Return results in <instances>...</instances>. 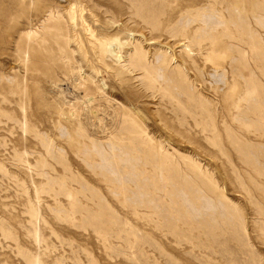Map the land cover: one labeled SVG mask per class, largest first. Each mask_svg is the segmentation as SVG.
Instances as JSON below:
<instances>
[{
  "label": "rangeland",
  "instance_id": "rangeland-1",
  "mask_svg": "<svg viewBox=\"0 0 264 264\" xmlns=\"http://www.w3.org/2000/svg\"><path fill=\"white\" fill-rule=\"evenodd\" d=\"M208 1L189 28L227 32L194 54L125 0H0V264H264V0L253 60ZM135 45L184 77L148 89Z\"/></svg>",
  "mask_w": 264,
  "mask_h": 264
},
{
  "label": "bare ground",
  "instance_id": "bare-ground-1",
  "mask_svg": "<svg viewBox=\"0 0 264 264\" xmlns=\"http://www.w3.org/2000/svg\"><path fill=\"white\" fill-rule=\"evenodd\" d=\"M129 3L130 8L133 10V17L136 19H139L140 22L143 24V29H148L149 34L151 36V40L154 41H165L172 40L174 44H182L186 43L187 48L190 49V52L194 54H200L203 51V42H206L209 45V50L212 52L214 49L210 44L212 41L211 39L216 37V34H223L224 32H227V28L225 27L223 30L219 31L216 30L217 26L213 27H207L205 28H197L194 32L189 28V26L195 22H198L201 20V16L198 12L195 16H192L191 11L195 9L197 5L201 4L200 2L202 0H188L193 5L192 7H184L179 15L177 16V20H183L184 21V27L182 29H179L177 32H174V25H176V19L174 21L163 23L162 17L165 12V7L169 5L170 0H125ZM226 1V0H223ZM231 1V0H227ZM208 6H210L211 9L215 8L216 4H219L222 2V0H209ZM233 0L231 1V3ZM236 12L238 13L239 19V27L241 29L239 30V36H243V39L248 48L250 53H248L252 60L257 59V55L260 54V49L258 48V35H257V29L255 27V20L259 17L261 12L258 13L257 10V0H236ZM168 3V4H167ZM230 3V2H229ZM230 3V4H231ZM234 3V2H233ZM232 3V4H233ZM229 4V5H230ZM235 5V3H234ZM218 8V7H217ZM224 8V7H223ZM218 10V9H217ZM262 14V13H261ZM194 15V14H193ZM261 16V15H260ZM264 17V16H261ZM133 18V19H134ZM261 19V18H260ZM139 22V21H138ZM178 23V21H177ZM220 24H224V21L221 20L219 22ZM141 25V24H140ZM140 29V28H139ZM195 29V28H194ZM199 31H202L201 34ZM219 31V32H218ZM217 32V33H216ZM150 39V38H149ZM217 39V38H216ZM171 41V42H172ZM209 41V42H208ZM164 42V41H163ZM155 43V42H154ZM151 42V44H154ZM172 43V44H173ZM158 44V43H157ZM180 46V45H179ZM136 47V45H135ZM193 48H196L195 50H192ZM242 48V46H241ZM208 48H206L207 50ZM248 51V52H249ZM134 52H136L133 57L129 60V68L135 71V69L140 68L144 72V77L147 80V88L151 89L154 86L155 81H157V78H164V80H167L168 76H171V79H175L174 76H179L180 73H183L180 68H176L174 70H169L168 63L173 58H168L164 54H158L156 53L155 56L161 57V61L158 63H148L146 54L141 51V47H136L134 49ZM163 52V51H162ZM192 53H186V62L194 61L195 56ZM240 54V59L245 62V65L247 64V61L245 60L246 56L244 54ZM182 55V54H181ZM159 60V59H158ZM185 60V59H184ZM185 65V63H184ZM255 66V64L252 61V64ZM247 66V65H246ZM182 68V67H181ZM186 66H184L183 70H186ZM236 68L241 70L243 73L244 66L236 65ZM248 68V67H247ZM251 69H254L253 67ZM251 69H249V87L252 89L249 91L247 98L254 100L256 96V91L254 90L253 86L256 82V78H252L253 74L251 72ZM137 71V70H136ZM245 71V70H244ZM185 74V73H184ZM187 75V74H186ZM237 76V75H236ZM239 76H241L239 74ZM180 77H184L183 75H180ZM238 77V76H237ZM182 81H185V79H181ZM184 83V82H183ZM182 83V84H183ZM181 84L178 82L176 83V86ZM163 86V85H162ZM182 91V90H181ZM183 93H185L183 91ZM203 110H201L202 112ZM143 132V131H142ZM121 136V135H120Z\"/></svg>",
  "mask_w": 264,
  "mask_h": 264
}]
</instances>
